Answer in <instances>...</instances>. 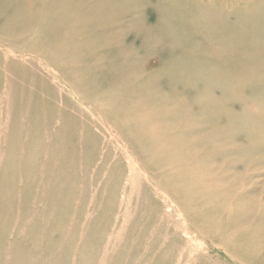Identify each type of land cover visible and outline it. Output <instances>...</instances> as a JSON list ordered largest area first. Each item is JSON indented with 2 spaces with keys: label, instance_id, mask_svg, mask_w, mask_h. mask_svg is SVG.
I'll return each instance as SVG.
<instances>
[{
  "label": "rangeland",
  "instance_id": "1",
  "mask_svg": "<svg viewBox=\"0 0 264 264\" xmlns=\"http://www.w3.org/2000/svg\"><path fill=\"white\" fill-rule=\"evenodd\" d=\"M128 26L124 44L137 48L134 55L157 57L148 28ZM5 48L0 71L12 61L19 69L1 78L0 264H264V230L247 228L254 214L239 211L242 199L230 195L239 186L226 178L244 177L236 156L188 150L193 137L182 125L178 142L158 137L167 130L155 112L131 130L46 58ZM248 174L247 190L264 202V167Z\"/></svg>",
  "mask_w": 264,
  "mask_h": 264
},
{
  "label": "bare ground",
  "instance_id": "2",
  "mask_svg": "<svg viewBox=\"0 0 264 264\" xmlns=\"http://www.w3.org/2000/svg\"><path fill=\"white\" fill-rule=\"evenodd\" d=\"M126 25L148 28L158 56L147 61L134 55L137 48L124 44ZM0 45L13 57L46 58L130 128L155 112L167 130L157 131L158 137L178 142L182 125L180 133L193 137L188 150L236 156L244 177L225 174L239 186H227L230 195L242 199L239 211L254 214L247 228L264 230V202L245 185L249 171L264 167V0H0ZM18 66L12 61L10 71H0V91L2 76ZM11 94L15 103L22 99ZM40 111L39 103L31 110L35 117ZM224 165L234 169L231 162ZM214 177L223 181L221 174Z\"/></svg>",
  "mask_w": 264,
  "mask_h": 264
}]
</instances>
